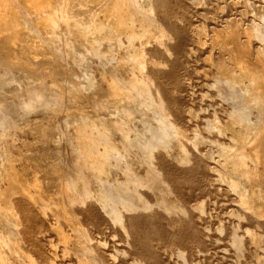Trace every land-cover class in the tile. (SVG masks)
Segmentation results:
<instances>
[{
	"label": "bare ground",
	"instance_id": "bare-ground-1",
	"mask_svg": "<svg viewBox=\"0 0 264 264\" xmlns=\"http://www.w3.org/2000/svg\"><path fill=\"white\" fill-rule=\"evenodd\" d=\"M186 6L0 0V264H111L116 253L95 236L105 232L120 238L128 264H162L169 251L185 264L203 246L189 201L211 169L184 116L192 31L176 16ZM236 28L211 34L228 60L216 85L235 103L224 123L216 119L231 136L218 145L230 163L219 177L242 216L264 228V58ZM59 49L77 53L83 68L96 57L94 73L75 81ZM248 236L264 248L258 232Z\"/></svg>",
	"mask_w": 264,
	"mask_h": 264
},
{
	"label": "rangeland",
	"instance_id": "rangeland-1",
	"mask_svg": "<svg viewBox=\"0 0 264 264\" xmlns=\"http://www.w3.org/2000/svg\"><path fill=\"white\" fill-rule=\"evenodd\" d=\"M187 5L185 12L176 16L179 22L188 25L192 31L185 45L193 84L189 87L191 89L188 88L184 101L189 108L184 116L188 121L187 132L196 141L198 152H201L211 170L204 189L190 197L193 221L191 220L189 225L201 231L204 244L195 249H199L198 251L192 252L185 264H264V248L250 241L248 236L249 231L258 232L260 243L264 247V228L242 216L243 211L237 203V194L219 177L221 173L230 171V163L229 159L219 154L218 145H230L231 136L227 132H220L216 123L217 120L225 122V112L231 110L235 103L233 97L223 99L216 85L217 65L228 60L211 37L214 30L218 29V32L223 34L233 23L237 27L238 39L249 44L254 54L259 52L264 58V0H187ZM63 26L64 24L61 27ZM246 27L251 31L245 29ZM252 29L254 34L251 33ZM54 54L64 69H70L75 74L77 82L83 81L81 75L84 70L94 73L96 57L87 60L86 68H83L77 65L75 60L80 56L73 51L59 49L54 51ZM151 111L147 113V122L156 126L154 115L151 116L153 110ZM255 111L252 109L249 115L252 120ZM136 124L141 123L136 120ZM239 181L242 185L245 183L243 178ZM44 234L48 238H54L51 232L46 231ZM95 236L100 242L103 241L101 247L109 255L116 253L111 264L130 263L129 256L121 255L122 243L118 236L109 239L111 234L108 232L96 233ZM56 261H63L60 252L57 253ZM13 263L21 264V260L15 259ZM162 264L184 263L176 253L169 251L167 256H163Z\"/></svg>",
	"mask_w": 264,
	"mask_h": 264
}]
</instances>
